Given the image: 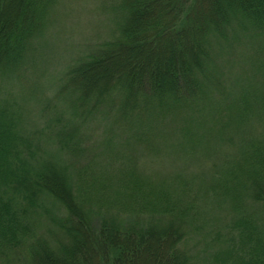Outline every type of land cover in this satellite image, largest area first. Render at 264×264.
I'll return each instance as SVG.
<instances>
[{
  "label": "trees",
  "instance_id": "1",
  "mask_svg": "<svg viewBox=\"0 0 264 264\" xmlns=\"http://www.w3.org/2000/svg\"><path fill=\"white\" fill-rule=\"evenodd\" d=\"M50 3L0 0V75L24 61ZM117 10L118 34L63 73L54 99L67 111L47 130L76 156L78 125L113 120L136 162L170 140L190 162L149 179L126 168L134 202L123 211L143 217L103 214L95 226L84 185L0 93V262L189 264L186 229L207 215L223 230L211 264H264V0H120ZM230 53L237 72L218 62ZM194 162L198 171L186 173ZM181 191L190 194H172ZM42 217L49 236L37 233Z\"/></svg>",
  "mask_w": 264,
  "mask_h": 264
},
{
  "label": "rangeland",
  "instance_id": "2",
  "mask_svg": "<svg viewBox=\"0 0 264 264\" xmlns=\"http://www.w3.org/2000/svg\"><path fill=\"white\" fill-rule=\"evenodd\" d=\"M119 3L120 0H51L48 20L40 28L39 35L35 36L24 61L11 72L0 75V93L21 109L27 130L31 134L41 131V144L57 159L66 161L73 180H79L86 188L85 198L93 212L91 216L95 226L104 218L103 214L125 223L143 217L141 214L133 215L135 210L129 207L123 211L125 201L134 202L126 195L132 174L129 172L123 178L126 168L131 167L135 176L149 179L161 174L167 176L190 162L186 160L187 154L179 152V140H170L163 147L159 146V153L150 154L153 159L143 156L140 162H136L132 153L126 154L125 150L120 149L121 129L113 120L93 121V118H89L78 125L76 131L81 130V134L76 136L84 149L76 156L59 151L52 133L47 130V125H56V118L67 111L61 97L54 99L65 70L118 34L123 19V15L117 10ZM218 55L220 54L215 47L214 56ZM236 56V53L226 54L218 62L230 61L232 71L229 70V73L237 72L240 59ZM236 61L239 63L234 68ZM213 67L219 72L217 64ZM230 84L231 82H227L224 92L229 89ZM231 92L232 90L227 91L226 94ZM140 152L145 151L141 148ZM196 164L191 163L186 173L198 171L195 169ZM172 194L182 197L190 193L181 191ZM186 197L183 204L191 200ZM146 209L144 205V210ZM39 222L42 223L37 233L49 236L50 225L45 222L44 217ZM198 228H201L199 232ZM187 229L182 247L189 257V264H211L214 253L223 245L221 223L215 224L207 215H203L200 221ZM193 230L194 234L191 233Z\"/></svg>",
  "mask_w": 264,
  "mask_h": 264
}]
</instances>
